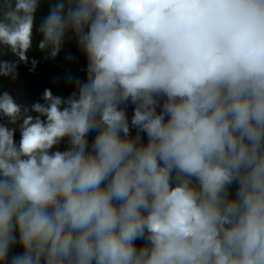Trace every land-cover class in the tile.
<instances>
[{"label":"clouds","instance_id":"obj_1","mask_svg":"<svg viewBox=\"0 0 264 264\" xmlns=\"http://www.w3.org/2000/svg\"><path fill=\"white\" fill-rule=\"evenodd\" d=\"M58 58L0 86V264H264V0H0V78Z\"/></svg>","mask_w":264,"mask_h":264},{"label":"trees","instance_id":"obj_2","mask_svg":"<svg viewBox=\"0 0 264 264\" xmlns=\"http://www.w3.org/2000/svg\"><path fill=\"white\" fill-rule=\"evenodd\" d=\"M71 47V45H70ZM75 50V49H74ZM81 55H86V44L82 42L79 49ZM30 56L40 57V53L35 48L29 53ZM63 53L61 54V58ZM61 58H58L56 62H45L42 61L35 73H29L27 68L23 65L19 67V76L17 81L9 82L0 78V86H10L17 91H22L25 93L26 97L29 99L36 98L38 93L43 90L44 87L51 86L50 80L52 77L56 76L62 71L60 68ZM74 73L70 74L68 77V83L72 82ZM67 84L61 83L60 87H66ZM55 90V89H54Z\"/></svg>","mask_w":264,"mask_h":264}]
</instances>
